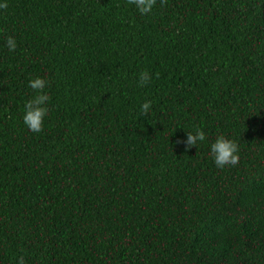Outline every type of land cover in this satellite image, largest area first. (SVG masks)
<instances>
[{"label":"trees","instance_id":"1","mask_svg":"<svg viewBox=\"0 0 264 264\" xmlns=\"http://www.w3.org/2000/svg\"><path fill=\"white\" fill-rule=\"evenodd\" d=\"M5 2L0 264H264V0ZM221 134L236 166L209 155Z\"/></svg>","mask_w":264,"mask_h":264},{"label":"clouds","instance_id":"2","mask_svg":"<svg viewBox=\"0 0 264 264\" xmlns=\"http://www.w3.org/2000/svg\"><path fill=\"white\" fill-rule=\"evenodd\" d=\"M167 0H160L161 6L166 4ZM127 3L134 5L141 15H149L157 4V0H127ZM7 3H0V9H6ZM6 46L10 51H15L17 41L15 37L8 36L6 38ZM158 77V74H156ZM152 80V73L147 70L141 71L139 74V86L143 87ZM28 86L36 93L33 98L28 100L24 105L23 123L29 131L40 133L44 130V120L48 115L49 94L45 91L48 87V81L41 77L29 80ZM151 101H145L141 105V112L147 113L151 106ZM206 136L203 130L197 128L195 132H187L185 140H177L176 143H182L184 150L187 152L192 147H196L198 142L205 141ZM215 166L224 168L226 166H236L239 163V146L232 140L226 138L223 134L218 135L210 146V153ZM17 264H25L23 256L19 257Z\"/></svg>","mask_w":264,"mask_h":264}]
</instances>
